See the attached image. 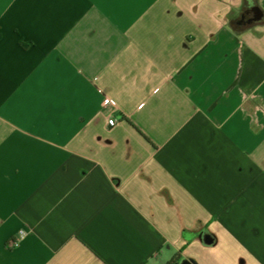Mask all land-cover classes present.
<instances>
[{"label": "crops", "instance_id": "crops-1", "mask_svg": "<svg viewBox=\"0 0 264 264\" xmlns=\"http://www.w3.org/2000/svg\"><path fill=\"white\" fill-rule=\"evenodd\" d=\"M177 253L264 264V0H0V264Z\"/></svg>", "mask_w": 264, "mask_h": 264}, {"label": "built area", "instance_id": "built-area-1", "mask_svg": "<svg viewBox=\"0 0 264 264\" xmlns=\"http://www.w3.org/2000/svg\"><path fill=\"white\" fill-rule=\"evenodd\" d=\"M102 105L104 107H109V106H114L115 105V102L113 99L109 98V97H105L102 101ZM116 124V120L114 118H110L109 120V125L110 126H115ZM24 236V232L21 231L18 235L19 238L17 239H14L10 242V246L11 247H17L19 245V240Z\"/></svg>", "mask_w": 264, "mask_h": 264}, {"label": "water", "instance_id": "water-1", "mask_svg": "<svg viewBox=\"0 0 264 264\" xmlns=\"http://www.w3.org/2000/svg\"><path fill=\"white\" fill-rule=\"evenodd\" d=\"M199 240L206 245H212L214 243V238L210 234H206V235L201 234L199 236ZM179 264H197V262L193 259H186L181 261V263Z\"/></svg>", "mask_w": 264, "mask_h": 264}, {"label": "trees", "instance_id": "trees-1", "mask_svg": "<svg viewBox=\"0 0 264 264\" xmlns=\"http://www.w3.org/2000/svg\"><path fill=\"white\" fill-rule=\"evenodd\" d=\"M21 45L23 47H27L28 44H25L23 42H21ZM184 258L182 257L181 253H177L170 261H168L166 264H179L181 263V261H183Z\"/></svg>", "mask_w": 264, "mask_h": 264}, {"label": "flooded vegetation", "instance_id": "flooded-vegetation-1", "mask_svg": "<svg viewBox=\"0 0 264 264\" xmlns=\"http://www.w3.org/2000/svg\"><path fill=\"white\" fill-rule=\"evenodd\" d=\"M248 13H247V15L246 16H248V14L251 12V9H248V11H247Z\"/></svg>", "mask_w": 264, "mask_h": 264}]
</instances>
